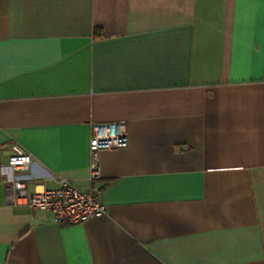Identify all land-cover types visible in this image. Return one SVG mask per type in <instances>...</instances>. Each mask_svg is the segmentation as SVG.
I'll use <instances>...</instances> for the list:
<instances>
[{
    "label": "crops",
    "instance_id": "obj_1",
    "mask_svg": "<svg viewBox=\"0 0 264 264\" xmlns=\"http://www.w3.org/2000/svg\"><path fill=\"white\" fill-rule=\"evenodd\" d=\"M14 145L29 192L106 213L61 226L0 172V264H264V0H0V167Z\"/></svg>",
    "mask_w": 264,
    "mask_h": 264
},
{
    "label": "built area",
    "instance_id": "obj_2",
    "mask_svg": "<svg viewBox=\"0 0 264 264\" xmlns=\"http://www.w3.org/2000/svg\"><path fill=\"white\" fill-rule=\"evenodd\" d=\"M129 144L126 127L122 123L95 125L89 141L91 182L100 179L99 155L104 150L123 149ZM30 156L17 145L6 165L0 167L4 182L11 187L7 200L13 206L26 207L52 213L61 226L76 225L88 219L105 215L106 206L100 200L98 190L79 191L68 180L61 179L57 189L29 192Z\"/></svg>",
    "mask_w": 264,
    "mask_h": 264
}]
</instances>
